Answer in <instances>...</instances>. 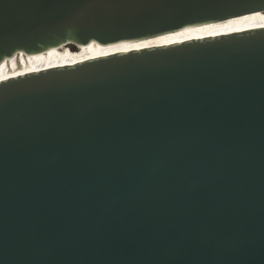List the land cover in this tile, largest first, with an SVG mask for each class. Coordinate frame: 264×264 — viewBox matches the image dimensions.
I'll use <instances>...</instances> for the list:
<instances>
[{
  "label": "water",
  "instance_id": "1",
  "mask_svg": "<svg viewBox=\"0 0 264 264\" xmlns=\"http://www.w3.org/2000/svg\"><path fill=\"white\" fill-rule=\"evenodd\" d=\"M258 11L0 0V69ZM0 264H264V19L1 81Z\"/></svg>",
  "mask_w": 264,
  "mask_h": 264
},
{
  "label": "bare ground",
  "instance_id": "2",
  "mask_svg": "<svg viewBox=\"0 0 264 264\" xmlns=\"http://www.w3.org/2000/svg\"><path fill=\"white\" fill-rule=\"evenodd\" d=\"M256 19H264V11H258V12H253V13H248L244 14L241 16L237 17H232L228 18L225 20L217 21V22H211V23H206L202 25H197L194 27H187L183 30L173 32L170 34H165L161 35L158 37H163V36H168V35H174V34H179V33H184V32H189V31H195V30H200V29H205V28H211V27H216V26H221V25H226V24H232V23H237V22H242V21H248V20H256ZM158 37H152L148 39H142L139 41H130L127 43H120L88 52L80 51L76 46H73L74 49H69L67 46H61V47H55L52 49H49L47 51L42 52L36 57H33L31 59L4 67L0 69V82L5 81L8 79L16 78L19 76H24L26 74L46 70V69H51L54 67H60L64 66L68 63L81 60L111 49L139 43L142 41L158 38ZM70 47V46H68ZM72 47V46H71Z\"/></svg>",
  "mask_w": 264,
  "mask_h": 264
},
{
  "label": "rangeland",
  "instance_id": "3",
  "mask_svg": "<svg viewBox=\"0 0 264 264\" xmlns=\"http://www.w3.org/2000/svg\"><path fill=\"white\" fill-rule=\"evenodd\" d=\"M67 48H69V49H72V50L74 49V47H73V46H72V47H68V46H67Z\"/></svg>",
  "mask_w": 264,
  "mask_h": 264
}]
</instances>
